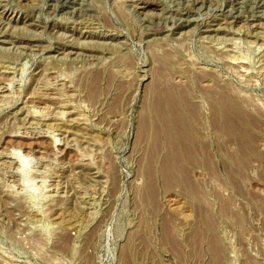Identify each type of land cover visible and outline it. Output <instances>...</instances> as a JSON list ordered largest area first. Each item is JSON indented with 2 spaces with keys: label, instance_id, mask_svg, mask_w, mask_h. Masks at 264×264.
<instances>
[{
  "label": "rangeland",
  "instance_id": "obj_1",
  "mask_svg": "<svg viewBox=\"0 0 264 264\" xmlns=\"http://www.w3.org/2000/svg\"><path fill=\"white\" fill-rule=\"evenodd\" d=\"M0 264H264V0H0Z\"/></svg>",
  "mask_w": 264,
  "mask_h": 264
},
{
  "label": "bare ground",
  "instance_id": "obj_2",
  "mask_svg": "<svg viewBox=\"0 0 264 264\" xmlns=\"http://www.w3.org/2000/svg\"><path fill=\"white\" fill-rule=\"evenodd\" d=\"M144 11L146 10L147 12H151L153 9H150V7L149 6H145V7H143L142 8ZM155 89V88H154ZM156 90V89H155ZM183 90V89H182ZM170 91V90H169ZM169 91H167V92H169ZM211 93V92H210ZM170 95L169 96H167V104L169 103L170 105H174L175 104V102H176V99H178V98H176L175 99V94H171V93H169ZM216 94V93H215ZM176 96H178L177 94H176ZM184 96H182V98H179L178 100H177V108H175L174 106H173V108H171L170 107V109L171 110H175V113L177 114V115H179V116H181V114H185V112H186V108H187V99H184L183 98ZM187 97V96H186ZM220 98V97H219ZM223 98V97H222ZM169 104H168V106H169ZM218 104V103H217ZM222 107V106H221ZM221 110V109H220ZM224 110V111H223ZM192 111V110H191ZM222 112H221V114L222 115H225V117L226 118H228V120H233V119H230V118H232L231 116L232 115H234L235 114V111L234 110H232L231 108L229 109H222L221 110ZM237 112H238V110H236ZM166 112V111H165ZM165 112H163V114H167V113H165ZM170 113V112H169ZM174 113V114H175ZM175 114V115H176ZM238 115V114H237ZM179 116H178V118H179ZM176 120V119H175ZM164 124V123H163ZM156 125V124H155ZM233 125V124H232ZM164 126V125H163ZM235 126V125H234ZM177 129H179V128H177ZM148 131V130H147ZM180 131V130H179ZM155 132V131H154ZM177 132V131H176ZM175 132V133H176ZM184 133V132H183ZM182 133V134H183ZM235 135V134H234ZM185 136V135H184ZM167 138V137H166ZM173 139V138H172ZM185 139V138H184ZM167 142V141H166ZM172 142V141H171ZM173 145V144H172ZM175 147V146H174ZM177 150V149H176ZM175 150V151H176ZM174 151V150H173ZM174 151V152H175ZM186 152V151H185ZM178 154V153H177ZM21 159V158H20ZM23 159L24 158H22V160L21 161H23ZM26 159V158H25ZM25 159H24V161H25ZM185 159V158H184ZM188 159V158H187ZM26 160H28V159H26ZM167 161V160H166ZM178 162H179V159H178ZM24 163V162H23ZM166 168V167H165ZM173 171V170H172ZM164 173V172H163Z\"/></svg>",
  "mask_w": 264,
  "mask_h": 264
}]
</instances>
